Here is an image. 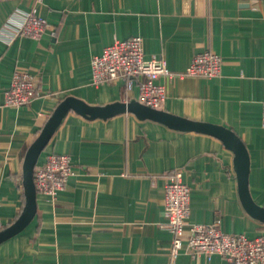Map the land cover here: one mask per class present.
Returning <instances> with one entry per match:
<instances>
[{"label": "crops", "instance_id": "1", "mask_svg": "<svg viewBox=\"0 0 264 264\" xmlns=\"http://www.w3.org/2000/svg\"><path fill=\"white\" fill-rule=\"evenodd\" d=\"M38 8L48 23L39 41H11L16 11ZM16 12V13H15ZM141 36L147 58L183 73L212 50L217 77L162 78L160 109L222 125L244 142L249 191L264 207V0H4L0 1V218L5 227L25 205L23 164L29 147L67 97L91 106L138 100L126 78L93 84L91 60L117 39ZM8 41H5V40ZM29 71L37 95L22 108L4 105L15 71ZM69 154L74 175L54 200L37 194L29 225L0 243V264H228L221 255L181 252L164 227L168 175L182 170L190 187L191 223L223 220L229 233L264 236V221L242 203L235 154L217 137L170 128L133 113L86 118L69 111L39 157Z\"/></svg>", "mask_w": 264, "mask_h": 264}, {"label": "built area", "instance_id": "2", "mask_svg": "<svg viewBox=\"0 0 264 264\" xmlns=\"http://www.w3.org/2000/svg\"><path fill=\"white\" fill-rule=\"evenodd\" d=\"M16 12L21 13L23 18L18 26L12 22L5 24L4 29L11 31L9 41L19 36L37 41L42 39L48 23L39 14L36 5L29 11ZM222 63L221 56L208 49L197 54L186 71L177 75L217 77L221 73ZM177 75L170 70L165 59L145 56L141 36L117 39L91 60L93 84H103L124 77L128 90L137 85V101L154 109H160L167 98L165 85L160 80L172 79ZM37 91L38 81L34 75L29 71H15L11 85L5 91L4 105L14 108L26 107L37 95ZM262 124L264 126V106ZM74 173L69 154L48 155L34 170L37 194H44L55 200L58 193L66 188ZM190 197V187L184 181L183 171L170 173L165 186L164 208L167 222L164 227L173 234L170 246L172 259L185 251L193 256L204 255L209 261L213 256L221 255L228 264H264V236L249 238L245 234L226 232L221 218L210 224L191 223ZM4 227L5 224L0 218V231Z\"/></svg>", "mask_w": 264, "mask_h": 264}, {"label": "water", "instance_id": "3", "mask_svg": "<svg viewBox=\"0 0 264 264\" xmlns=\"http://www.w3.org/2000/svg\"><path fill=\"white\" fill-rule=\"evenodd\" d=\"M69 111L86 118H109L121 113H133L140 119L161 122L181 131H197L213 135L235 154V166L239 182V192L246 211L254 218L264 221V207L259 206L249 191L250 160L242 139L231 129L222 125L194 121L145 106L137 100L116 102L105 106H91L74 97H67L55 108L37 139L27 150L23 164L22 185L25 205L20 216L8 227L0 231V243L21 232L33 220L37 212V191L34 182V170L47 144Z\"/></svg>", "mask_w": 264, "mask_h": 264}]
</instances>
